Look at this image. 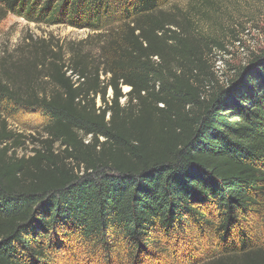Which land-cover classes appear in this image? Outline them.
Listing matches in <instances>:
<instances>
[{
  "label": "trees",
  "instance_id": "16d2710c",
  "mask_svg": "<svg viewBox=\"0 0 264 264\" xmlns=\"http://www.w3.org/2000/svg\"><path fill=\"white\" fill-rule=\"evenodd\" d=\"M170 2L0 0L90 31L0 71V264H264V50L206 93L212 50ZM10 119L43 146L19 156Z\"/></svg>",
  "mask_w": 264,
  "mask_h": 264
},
{
  "label": "rangeland",
  "instance_id": "374dc122",
  "mask_svg": "<svg viewBox=\"0 0 264 264\" xmlns=\"http://www.w3.org/2000/svg\"><path fill=\"white\" fill-rule=\"evenodd\" d=\"M165 11L169 13L172 21L181 23L178 30L184 36L190 37L192 44L193 41H202L206 52L208 50L205 44L209 45L208 49L211 48L208 69L212 76L206 78V83L203 81L202 87L206 93L212 91L217 84H227L228 80L235 76L238 68L264 50V0H171ZM89 33V29H78L65 23L28 21L13 13H2L0 9V71L8 69L16 71L24 59H27L31 42L44 41L55 51L63 47L68 52L67 47L71 45L70 43L86 38ZM85 48L95 54L100 52V47L95 41L87 43ZM39 70L32 71L31 81L36 80L35 84L41 83L43 72H38ZM42 83L44 84L39 86L50 87L43 79ZM196 84L199 86V81ZM128 90L129 87L124 86L122 91L125 93ZM108 96H111V90L108 91ZM97 102L100 103L99 98ZM123 103L124 98L121 99V104ZM159 106L163 107V104ZM34 127L35 123L33 126L25 127L9 120V128L23 135L21 145L14 148L19 156L31 155L32 151L43 146V140L47 139V134ZM58 145L56 142L54 148ZM198 256L202 257L203 253L199 252ZM169 259L154 263H183V260L174 262ZM81 264L96 263L91 262L86 254ZM145 264L150 263L146 261Z\"/></svg>",
  "mask_w": 264,
  "mask_h": 264
}]
</instances>
